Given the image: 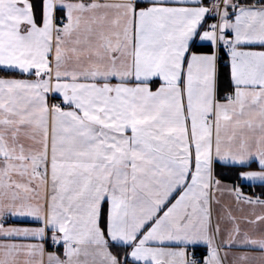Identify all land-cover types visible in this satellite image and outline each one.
<instances>
[{"label": "snow or ice", "instance_id": "obj_1", "mask_svg": "<svg viewBox=\"0 0 264 264\" xmlns=\"http://www.w3.org/2000/svg\"><path fill=\"white\" fill-rule=\"evenodd\" d=\"M0 70V264H264V0H0Z\"/></svg>", "mask_w": 264, "mask_h": 264}, {"label": "crops", "instance_id": "obj_2", "mask_svg": "<svg viewBox=\"0 0 264 264\" xmlns=\"http://www.w3.org/2000/svg\"><path fill=\"white\" fill-rule=\"evenodd\" d=\"M205 4H209V0H205ZM211 22V21H209ZM5 76H14V77H19V74L18 73H15L13 72L12 74H9V75H5ZM220 178V177H219ZM222 182L224 184H227V185H232L234 183H238V182H235V181H230V180H225V179H222ZM245 184H249V183H245ZM241 187V185H240ZM242 188V187H241ZM243 190H245L244 188H242ZM221 199V204L223 206H232V210H233V214L237 215V216H240L241 213L239 211L236 210L235 208V205L233 203V199L230 195H228L227 193H225L223 196L220 197ZM221 211V209H219L217 206H213V213H214V216L219 212ZM251 211V209H245V214L249 213ZM256 212H261V209L259 207L256 208ZM10 223H14V224H19L21 226H31V227H38L39 226V223L36 222V221H33L31 220L30 218H22V219H17V220H10L9 221ZM222 226H226V222L222 221ZM51 232L49 231L47 233V237L43 240V241H39V240H30V241H18V242H25V243H43L44 244V248H45V253H46V256H45V260L47 259V253H55L56 255L60 256L62 259H63V253H64V248H63V245H59L58 248L55 250V249H51L49 248L48 244L49 242L51 241ZM196 248H202L204 251H205V248L204 246H198ZM193 248H189V253H193ZM230 252L232 253H241L243 251H248L250 253H253V254H257L258 255V252H256L255 250L253 249H237V248H233V249H230L229 250ZM231 259V257H230Z\"/></svg>", "mask_w": 264, "mask_h": 264}, {"label": "trees", "instance_id": "obj_3", "mask_svg": "<svg viewBox=\"0 0 264 264\" xmlns=\"http://www.w3.org/2000/svg\"><path fill=\"white\" fill-rule=\"evenodd\" d=\"M225 59H227L225 57ZM227 68H223L222 69V89L224 91L228 90V79H227ZM13 72H5L4 70H0V76H5V75H9L12 74ZM253 167H256L255 165H253ZM217 175L218 177L225 179V180H230V181H235L238 182L236 179V170L234 168H223V167H218L217 168ZM242 188H247L249 190H257L259 192H263L264 194V188H261L259 186V184H255V185H250V184H245V183H240ZM115 250V249H114ZM193 252H200V255L205 254L203 252L202 248H193L192 250Z\"/></svg>", "mask_w": 264, "mask_h": 264}, {"label": "built area", "instance_id": "obj_4", "mask_svg": "<svg viewBox=\"0 0 264 264\" xmlns=\"http://www.w3.org/2000/svg\"><path fill=\"white\" fill-rule=\"evenodd\" d=\"M51 99H53L54 102H59V97H58V96L53 97V98H51ZM243 191H244V193H245L246 195L261 196V198L263 197V192H258V191H255V190H248V189H245V190H243ZM48 246H49V248H51V249H57V247H58V246L53 247L51 241L49 242ZM193 253H194L197 257L201 256V255H200V252H196V251H195V252H193Z\"/></svg>", "mask_w": 264, "mask_h": 264}]
</instances>
